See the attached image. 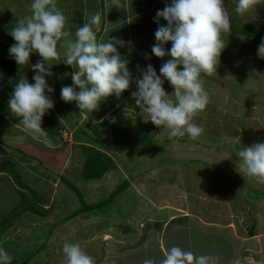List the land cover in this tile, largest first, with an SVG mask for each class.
I'll list each match as a JSON object with an SVG mask.
<instances>
[{
	"label": "rangeland",
	"instance_id": "rangeland-1",
	"mask_svg": "<svg viewBox=\"0 0 264 264\" xmlns=\"http://www.w3.org/2000/svg\"><path fill=\"white\" fill-rule=\"evenodd\" d=\"M146 1L139 0L140 9L147 8ZM148 1H154L151 4L160 10L171 3V0ZM32 2L0 0V56L10 57L9 48L14 41L9 33L18 20L31 15ZM224 4L234 26L238 29L255 27L264 37V0H258L244 15L235 12L237 0H224ZM56 5L67 18L65 30L71 33L70 39H75L77 26H82L90 14L99 10L95 1L92 7L91 0H56ZM147 11L145 15L150 12ZM160 22V25H166L163 19ZM105 25L108 30V21ZM97 27L94 26L93 30L100 42L102 34L104 39L109 34L103 29L96 31ZM222 35L227 44L221 53L216 74L211 75L218 83L200 77L209 95V103L204 111L194 117V122L204 129L202 135L195 139L187 135L169 139L167 129L157 128L150 122L144 123L132 93L127 90L119 98L109 96L100 104L99 110L92 113L80 111L75 102H63L60 98L61 88L72 85L71 73L75 71L64 64L63 40L57 46L59 59L48 61L52 65V75L46 77L48 85L54 89L49 94L54 107L48 113L62 128L57 137H40L24 126L16 125L8 107L9 99L0 96V161L14 164L23 184L38 195L37 199L32 197L28 203L38 209L43 206L48 211L45 218L24 212L12 225V235L6 232L8 234L4 236L0 248L12 256L11 264H59L61 261L56 255L50 259L39 258L49 252L56 253L58 247L62 250V245L55 244L61 241L78 243L90 256L95 255V251L97 254L102 248L83 244V238L97 239L95 233L111 224L124 225V218L139 207L137 202L140 198L134 196L132 189H122L128 185L124 184V177L130 175H147V185L143 181H135L134 184L130 183V187L134 185L137 190L143 191L147 186L145 191L154 189L153 194L162 192L163 196L167 194L170 197L176 190L181 192L182 187L185 193L194 195L192 190H198V180L202 182L205 179L208 183L210 181V186L214 184L220 197L229 190L230 206L232 202L236 208L244 205L264 211V198L260 199L264 196V183L241 172L238 155L240 148L264 143V70L257 56L256 45L250 38L232 34L231 30ZM150 37L143 38L141 31L137 32L133 47L121 43L118 50L121 57L128 60L127 66L133 80L140 75L137 66L144 69L151 64L159 75L161 65L169 59L167 56L159 59L152 55ZM170 48V43L165 45L166 51ZM38 60L39 55L33 53L29 64L20 67L22 77L29 83H33L35 74L31 66ZM5 82L6 74L0 71V87ZM173 91L166 82L165 92L171 94ZM106 116L115 118V122L104 119ZM46 139L50 143L45 142ZM85 144L110 156L116 168L100 179L84 180L80 172L85 161L79 145ZM231 156H236L233 158L238 162H232ZM62 176L76 191L66 186ZM114 181L118 183L113 184ZM161 183L166 184L163 190ZM115 190L118 193L108 200ZM20 192L21 189L9 176L0 174V221L19 206ZM100 202L103 203L101 207L83 214L80 212L86 205ZM74 211H79L76 212L78 217ZM249 214L254 215V210ZM80 222L86 227H79ZM78 227L88 232L77 231Z\"/></svg>",
	"mask_w": 264,
	"mask_h": 264
},
{
	"label": "clouds",
	"instance_id": "clouds-1",
	"mask_svg": "<svg viewBox=\"0 0 264 264\" xmlns=\"http://www.w3.org/2000/svg\"><path fill=\"white\" fill-rule=\"evenodd\" d=\"M112 2L120 6V0ZM257 3L258 0H237L235 12L244 15ZM30 8L31 15L18 20L9 33L14 41L9 56L17 66H27L33 53L38 54L40 60L31 66L35 73L33 83L20 79L10 94L8 107L26 130L46 138L42 118L54 107L49 95L54 89L48 85L46 77L52 75L48 61L59 59L58 42L64 41V64L75 69L71 73L72 85L61 88L60 98L65 103L75 102L80 111L92 113L98 111L109 96L119 98L129 89L133 77L128 60L117 51L114 43L117 40L97 41L93 28L100 23L98 12L90 14L82 26H77L75 39H70L71 33L65 30L67 18L57 7L56 0H33ZM161 19L166 25L159 24ZM154 22L158 27L151 53L156 58L167 56L169 59L161 65L159 75L151 64L144 69L137 66L140 75L135 79L132 99L142 121L167 129L169 139L185 135L195 139L204 129L194 122V117L209 103L200 77L216 74L227 44L222 34L230 32L229 13L224 0H171L157 11ZM169 43L171 48L166 51L165 45ZM257 56L264 59V37L258 45ZM165 80L174 90L171 94L164 90ZM104 119L115 122V118L108 116ZM45 142L50 143L47 139ZM238 155L241 172L264 183V143L240 148ZM62 251L64 264H95L94 258L78 243L66 242ZM218 259L173 246L165 251L160 264H218ZM11 260L12 256L0 248V264H11ZM143 264H155V261L145 259Z\"/></svg>",
	"mask_w": 264,
	"mask_h": 264
},
{
	"label": "crops",
	"instance_id": "crops-1",
	"mask_svg": "<svg viewBox=\"0 0 264 264\" xmlns=\"http://www.w3.org/2000/svg\"><path fill=\"white\" fill-rule=\"evenodd\" d=\"M94 1L97 2L98 13L101 16L96 31L103 29L109 34L105 39L102 34L100 42H106L108 38L117 40L114 41L117 44V51L123 43L133 47L137 32L141 31L143 38L151 36L150 44L154 45V34L157 30V23L154 22L157 13L155 11L160 10L159 7L156 8L151 4L154 1L147 0L145 4L147 8L144 10L140 9L139 0H120L119 7L114 5L112 0H91L92 7L95 6ZM103 2H105L104 5H102ZM146 11L150 12L145 15ZM107 21L108 30L105 25ZM144 31H146L145 34ZM201 76L208 81L218 83L216 78L213 79L205 74ZM166 82L164 90H166ZM146 176L130 175L123 179L124 184L128 185L126 188L123 186L122 189L131 188L134 196L140 198L137 202L139 207L130 212L128 218H124V225L111 224L108 228L95 233L97 239L83 238V244L97 245L102 248L97 254L95 251V255H92L96 264H143L145 259H152L155 264H160L165 251L173 246L192 251L196 255L216 256L219 258L218 264H234V262L247 264L245 260L250 258L252 264H264V211H261L262 208L254 209L244 205L242 208H236L232 202L230 206L229 190L227 189L225 194L227 197L225 195L220 197L218 191L214 189V184L210 186V181L208 183L205 179L202 182L201 179L198 180V190L195 191V188L192 190L194 195L185 193L183 187L181 192L176 190L172 197L167 194L163 196L162 192L158 195L153 194L154 189L145 191L147 186L143 188V191L137 190L138 188L134 185L130 187V183L134 184L135 181H143L147 185ZM116 183L118 182H113V184ZM162 184L163 190L166 184ZM252 210L254 215L249 214ZM76 212L79 211H74ZM80 212L83 214L88 211ZM76 216L78 217V214ZM130 222L132 225H129ZM79 227H86V225L80 222ZM79 227L77 231L88 232ZM64 243L65 241H61L55 244L63 246ZM60 250L61 248L58 247L56 253H46L39 259H50L56 255L61 261L59 264H64V254Z\"/></svg>",
	"mask_w": 264,
	"mask_h": 264
},
{
	"label": "trees",
	"instance_id": "trees-1",
	"mask_svg": "<svg viewBox=\"0 0 264 264\" xmlns=\"http://www.w3.org/2000/svg\"><path fill=\"white\" fill-rule=\"evenodd\" d=\"M230 30L233 34H238L250 38L251 41L256 45V49H258V45L261 41L262 35L258 32L257 28L246 27L245 29H238L232 22H230ZM260 62L264 70V59H260ZM20 67L21 65L17 66L12 58L0 56V71H3L6 74L7 78V82H5L6 84L3 87H0V96L7 99L10 98V94L13 91V88L16 86L20 79H23ZM127 91L131 93L136 91L135 80H133ZM14 122L16 125L23 126L22 123H20L19 118H17L16 116H14ZM41 127L47 132V135H49L50 137H57L62 130L59 122L52 118V116L48 112L42 118ZM79 148L84 155L85 161L84 166L82 167V170L80 172L84 180L100 179L105 174L116 168L114 160L99 149H95L94 147L86 144L79 145ZM233 157H230L232 158V162H238L237 160H234L236 158ZM1 173H5L7 176H9V178H11L13 182H15L16 186L21 189V202L19 203V206H16L14 209H12V211L9 212L8 215L0 221V244H3L2 240H4V236L8 233L12 235V233L10 232L12 225L14 224L15 220L19 218L24 212H29L30 214L39 215L40 217L45 218L48 214V211H46V209H44V207L42 206V208L39 207V209H43V211L40 212L37 206L28 203L30 202V200H32V197L35 199L36 196L38 197V195L34 193V191H32L33 189L31 187L23 184L20 179L19 173L14 168V164L10 162L0 161V174ZM61 179L63 180V182H65L66 186L72 188L70 184L65 181V178L63 176ZM25 190L26 193H24ZM72 190L76 191L75 188H72ZM117 193L118 190H115L114 193H112V195L108 198V200L114 197V195H116ZM108 200L105 201L107 202ZM26 202L27 204H25ZM100 204L103 203L100 202L99 204L97 203L95 205H86L83 211L87 212L88 210L99 208L101 207ZM7 242L9 241H4V243Z\"/></svg>",
	"mask_w": 264,
	"mask_h": 264
},
{
	"label": "built area",
	"instance_id": "built-area-1",
	"mask_svg": "<svg viewBox=\"0 0 264 264\" xmlns=\"http://www.w3.org/2000/svg\"><path fill=\"white\" fill-rule=\"evenodd\" d=\"M245 263L252 264L253 262L251 261V259H249V260H245Z\"/></svg>",
	"mask_w": 264,
	"mask_h": 264
}]
</instances>
